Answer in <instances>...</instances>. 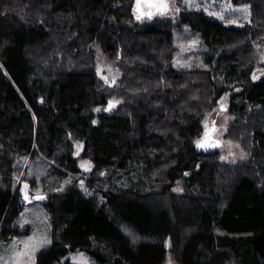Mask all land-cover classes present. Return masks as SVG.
Listing matches in <instances>:
<instances>
[{"label":"trees","instance_id":"1","mask_svg":"<svg viewBox=\"0 0 264 264\" xmlns=\"http://www.w3.org/2000/svg\"><path fill=\"white\" fill-rule=\"evenodd\" d=\"M235 2L251 4L245 26L187 8L139 20L137 0H0V238L21 232L17 184L32 153L31 162L55 160L60 175L86 177L47 191L52 242L36 264H81L64 259L78 248L94 264H264V0ZM174 25L200 33L209 68L171 63ZM95 45L119 76L100 73ZM230 86L251 155L235 169L195 141ZM110 100L119 104L108 110ZM136 159L156 186L115 182ZM107 168L112 182L93 188Z\"/></svg>","mask_w":264,"mask_h":264},{"label":"rangeland","instance_id":"2","mask_svg":"<svg viewBox=\"0 0 264 264\" xmlns=\"http://www.w3.org/2000/svg\"><path fill=\"white\" fill-rule=\"evenodd\" d=\"M168 5L166 11L161 14L157 12L155 8H148L142 4L141 11L145 13L139 20H151L156 21L157 18L170 17L179 14L183 8L200 10L207 13L210 17L220 20L226 25L233 26H245L251 22V4L236 3L235 0H183L181 5L177 0H165ZM241 9H247V11H240ZM136 16L141 15V12L137 11V4L135 6ZM151 12V17L146 13ZM173 44V56L171 55V63L177 69L186 71H194L199 69L209 68V63L206 60L209 54V48L205 44V41L201 37L200 33L192 30L187 25H174L173 38L171 40ZM97 49V61L99 64L100 73L103 76L107 75V78L111 79L112 76H119L120 72L117 69L115 63L109 59L107 54L98 46ZM253 59L250 55L249 62ZM255 61V60H254ZM254 66L256 63L254 62ZM257 67V66H256ZM264 72V66L257 69V73ZM256 75V74H255ZM234 84L232 81L230 82ZM234 87V86H233ZM233 87L228 88L230 91H226L220 97H218L213 107L206 111L201 118L203 123L201 135L195 139H201L204 132L213 129L212 137L215 139L216 144L219 146L211 147L212 151H218L220 154V160L227 163L233 169L241 167L243 162L250 159V146L244 145L239 134L235 131L238 124L237 115L231 110L230 100L231 91ZM103 109L102 106L98 107ZM98 118V116H96ZM82 143L76 146V149L81 147ZM26 156L23 163V169L20 171V176L17 184V189L20 188L23 193L24 208L20 214L16 217L15 226L21 230V232L11 235L9 238H0V264H15L16 260L22 261V264H29L27 257H19L17 253L24 249V244L21 241H31L33 243L38 242L41 239H47L51 244V222L50 212L44 206L43 200L48 195V190H58L65 188L70 181V177L79 180L84 177V172H80L76 175H60V172H56L54 165L57 162L51 158L37 157L35 161L31 162L30 157ZM222 157H224L222 159ZM83 169L92 170L93 162L89 159H83L80 161ZM53 171L56 175H52ZM109 171V174L113 172L111 168L101 170L103 178H96L98 174L94 173V187L95 189H104L108 187L112 182L109 177L105 175ZM84 175V176H83ZM115 182L118 186L125 185L127 183L134 184L141 190L152 188L155 185L153 181L150 169L147 167V163L144 159H136L125 168L118 170L117 174H114ZM86 177L83 182L85 183ZM27 196V199L25 198ZM40 197H43L41 199ZM103 201L102 196L99 198V202ZM44 246V247H45ZM43 248V247H42ZM40 248V249H42ZM39 249V250H40ZM38 251L35 252L34 262L36 264ZM71 259L74 262L81 264H94L93 256L91 253L82 248L69 250L64 255V259ZM165 264H177V262L169 258ZM56 264H62L57 262Z\"/></svg>","mask_w":264,"mask_h":264},{"label":"snow or ice","instance_id":"3","mask_svg":"<svg viewBox=\"0 0 264 264\" xmlns=\"http://www.w3.org/2000/svg\"><path fill=\"white\" fill-rule=\"evenodd\" d=\"M142 4L148 8H155L157 10V12H160L161 14H163L164 11L167 10L168 5L165 2V0H137V11L141 12V15H138L136 18L140 19L142 15H145V13H143L141 11V6ZM240 11H247V9H241ZM147 16L151 17L152 13L148 12L146 13ZM105 81L107 82V78H104ZM113 83H115V81L113 80ZM111 107V105H110ZM97 111H99V109H97ZM207 139V135L205 137V140ZM219 146L218 144H207L205 142L202 141H197V147L198 148H205L207 149L208 147H217ZM224 157H222L223 159ZM82 166H86V165H82ZM25 198L27 199V196H25ZM41 199H43V197H40ZM20 243L24 244V249L21 250L20 252L17 253V256L19 257H27V261L29 262V264H35L34 262V255L35 252L38 251L40 248L44 247L46 244L50 243V241H48L46 238L45 239H41L38 242L33 243L30 239V241H21ZM15 264H22V261L20 260H16Z\"/></svg>","mask_w":264,"mask_h":264},{"label":"water","instance_id":"4","mask_svg":"<svg viewBox=\"0 0 264 264\" xmlns=\"http://www.w3.org/2000/svg\"><path fill=\"white\" fill-rule=\"evenodd\" d=\"M117 104H119L118 101L110 100L108 102L107 109L110 110L113 106H115ZM110 105H111V107H110ZM212 133H213V129H210V130L205 131L204 132V135L200 139V141L205 142L207 144H216L215 139L212 137ZM206 135H207V139L205 140ZM211 149H212L211 147H208L207 149H205V148H199V150L205 151V152H210Z\"/></svg>","mask_w":264,"mask_h":264}]
</instances>
